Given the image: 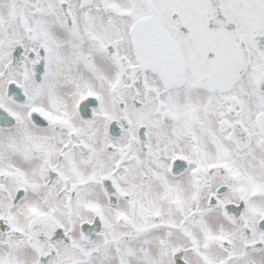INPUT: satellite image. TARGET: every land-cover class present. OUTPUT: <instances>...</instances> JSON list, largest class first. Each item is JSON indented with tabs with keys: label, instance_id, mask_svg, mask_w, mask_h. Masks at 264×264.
<instances>
[{
	"label": "snow or ice",
	"instance_id": "1",
	"mask_svg": "<svg viewBox=\"0 0 264 264\" xmlns=\"http://www.w3.org/2000/svg\"><path fill=\"white\" fill-rule=\"evenodd\" d=\"M0 264H264V0H0Z\"/></svg>",
	"mask_w": 264,
	"mask_h": 264
}]
</instances>
